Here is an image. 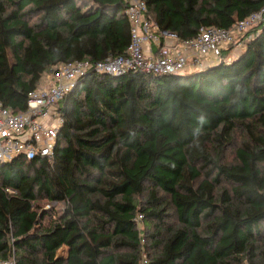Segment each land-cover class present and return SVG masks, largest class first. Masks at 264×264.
Wrapping results in <instances>:
<instances>
[{
	"label": "trees",
	"instance_id": "16d2710c",
	"mask_svg": "<svg viewBox=\"0 0 264 264\" xmlns=\"http://www.w3.org/2000/svg\"><path fill=\"white\" fill-rule=\"evenodd\" d=\"M143 1L158 30L180 40L202 26L231 28L264 6ZM126 6L0 0V105L25 111L28 92L60 63L124 55ZM250 33L237 53L223 49L201 69L79 77L58 103L52 157L0 162V263L140 264L143 246L147 264H264V26ZM237 135L234 162L223 163ZM159 192L176 227L164 228ZM143 193L148 199L138 200ZM39 201L62 208L40 209ZM136 213L157 222L151 232L148 224L140 233Z\"/></svg>",
	"mask_w": 264,
	"mask_h": 264
},
{
	"label": "built area",
	"instance_id": "2783aa9c",
	"mask_svg": "<svg viewBox=\"0 0 264 264\" xmlns=\"http://www.w3.org/2000/svg\"><path fill=\"white\" fill-rule=\"evenodd\" d=\"M126 2L124 13L130 23V43L124 55L96 63L88 60L60 63L51 70L41 87L28 92L25 111L14 113L0 105V162L19 156L26 159L52 157L63 123L58 103L88 70L118 76L129 70L176 74L201 69L217 63L223 49L232 46V51L236 52L251 38L250 30L264 26L262 6L231 28L202 26L196 37L180 40L174 33L158 30L147 17L143 0ZM0 264L16 262L10 257ZM140 264H147L146 254Z\"/></svg>",
	"mask_w": 264,
	"mask_h": 264
},
{
	"label": "rangeland",
	"instance_id": "374dc122",
	"mask_svg": "<svg viewBox=\"0 0 264 264\" xmlns=\"http://www.w3.org/2000/svg\"><path fill=\"white\" fill-rule=\"evenodd\" d=\"M239 51V49L236 50L235 53H237ZM235 53H230L227 57H231L233 56ZM244 138V136L242 135H237L235 138V144L233 146H229L226 148L224 154H223V163H229V162H234V152L235 149L237 148V146L239 145V143L241 142V140ZM219 187L221 189L224 188H229V185L222 181L219 185ZM158 197L161 198V204L165 205V212L167 213V216L164 217V222L166 223V226L164 228H168V227H176L177 224V220L173 211V208L169 202V196L159 192L158 193ZM148 199V194L147 193H143V195L138 197V200L141 201H146ZM40 209H54L55 212H58L61 208H62V204L60 203H49L47 201H39L36 204ZM146 206H150V204L146 205ZM52 219V217H48L45 219L44 223L47 224L48 221H50ZM135 222L137 224V228L140 231V233H142L143 231H145L146 226L149 224L150 228L151 226H153L155 223L157 224L156 221H149V219H146L144 217H140L139 213H136L135 215ZM153 229L151 228V230H149V232H151ZM143 246H142V250L140 252L141 257H143V254L147 253L148 250H143ZM145 249V248H144Z\"/></svg>",
	"mask_w": 264,
	"mask_h": 264
},
{
	"label": "crops",
	"instance_id": "0c3cea01",
	"mask_svg": "<svg viewBox=\"0 0 264 264\" xmlns=\"http://www.w3.org/2000/svg\"><path fill=\"white\" fill-rule=\"evenodd\" d=\"M170 42V41H169Z\"/></svg>",
	"mask_w": 264,
	"mask_h": 264
}]
</instances>
